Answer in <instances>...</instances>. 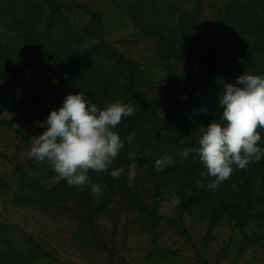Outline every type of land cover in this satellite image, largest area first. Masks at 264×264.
Listing matches in <instances>:
<instances>
[{
	"label": "rangeland",
	"instance_id": "obj_1",
	"mask_svg": "<svg viewBox=\"0 0 264 264\" xmlns=\"http://www.w3.org/2000/svg\"><path fill=\"white\" fill-rule=\"evenodd\" d=\"M190 18L206 54H185ZM231 32L246 35L242 45L261 44L264 0H0V264H264V174L231 183L223 193L232 207L215 214L208 204H181L173 183L156 190L167 172H153L140 156L131 187L142 206L91 192L90 216L71 200L77 187L28 155L31 137L45 130L37 123L68 94L101 96L90 102L101 109L127 103L128 63L180 152L205 127H190L198 109L185 91L212 79V57L231 50ZM229 59L219 78L235 83L242 74ZM128 166L115 167L128 174ZM103 174L89 172L102 190Z\"/></svg>",
	"mask_w": 264,
	"mask_h": 264
},
{
	"label": "clouds",
	"instance_id": "obj_2",
	"mask_svg": "<svg viewBox=\"0 0 264 264\" xmlns=\"http://www.w3.org/2000/svg\"><path fill=\"white\" fill-rule=\"evenodd\" d=\"M218 100L226 126L212 120L200 128L199 147L182 152L185 158L198 152L207 169L205 175L214 178L207 185L210 189L227 181L235 168L245 169L250 163L264 159L257 131L264 129V76L244 72L235 83H225ZM135 114L136 108L131 103L115 101L101 109L86 100L82 92L68 94L58 111H51L46 121L37 123L45 130L31 137L28 155L38 162L47 160L58 181L80 190L90 185L92 194L99 197L103 195L102 186L92 183L89 172H109L113 179H120L125 169L115 164L124 141L115 129ZM133 139L134 134L129 135L128 144ZM128 155L133 161L127 169L132 186L137 175V152ZM172 163L168 156L157 159L156 171ZM174 202L178 204L179 200L174 198Z\"/></svg>",
	"mask_w": 264,
	"mask_h": 264
},
{
	"label": "trees",
	"instance_id": "obj_3",
	"mask_svg": "<svg viewBox=\"0 0 264 264\" xmlns=\"http://www.w3.org/2000/svg\"><path fill=\"white\" fill-rule=\"evenodd\" d=\"M239 21L241 22L242 20L239 19ZM230 23L231 19H229V24ZM182 27L185 33L183 34L181 42L186 46L184 49L185 54L188 55V57L206 54V51L201 50L199 47L205 38L204 34L199 33V22L190 18L183 23ZM41 33L44 34H40L44 41L51 39V35L45 33L43 29ZM244 36L246 35L234 32L228 34L227 39L228 42H231L232 48L228 52L219 51L212 57L213 61L217 63L213 70L214 74L212 79H209V82L201 86L199 90L187 88L185 91V94L195 103L198 109L195 111L196 116L190 121V127L192 123L197 124L198 122L206 127L214 119L218 123L226 126L227 122L221 119L223 109L219 107L218 100L219 95L223 94L224 85L226 83L219 78V66L221 62H225L223 61L224 55H229L231 57V59L226 62L232 65L231 67L234 69L237 67V70H239L238 72L241 74L247 72L264 76V37L260 35V42H262L261 44L263 45L259 44L257 40H254L252 44L242 45V42L245 41L243 39ZM253 38L252 36L250 39L253 40ZM236 41L238 43H236ZM214 42H216V45L221 42L219 36L214 37ZM88 71L89 68L85 70L86 73ZM125 73L126 77L124 80L127 82L128 86L126 95L132 93V97L129 99L127 98L126 101L135 106L136 114L125 119L120 124L122 126H117L115 129L119 133L121 140L124 141V148L120 151L115 166H128L132 164L133 161L129 159L128 154L130 152H137L135 163H139L140 159L143 157L142 159H145L144 164H147L153 172H157L156 160L168 156L173 163L163 168L162 171H166L167 174H164L160 183H155V185L157 184L155 186L156 190H159L160 186H169L173 183L176 190H179L181 204H208L215 214H221L232 207V203L230 204L228 202L223 193V190L229 191L231 183L243 181L249 184L252 183L258 175L264 174V159H262L258 163H250L245 169L235 168L233 174L227 181L221 183L216 189L208 188L207 185L211 183L214 178L205 175L207 169L200 161L198 152L190 153L187 158L182 155L184 149H191L193 147L198 148V140L194 137H189L188 140L180 146V152L175 149V147H172L169 143V138L163 135L164 118L154 110L153 104L148 102L145 94L141 90L142 86L138 78L137 68L135 65L128 63ZM100 97L101 96L98 95H92L86 98V100L97 103ZM61 100H63V98H61ZM195 127L197 126L195 125ZM257 131L261 136L258 147L264 148V129L258 128ZM132 134H134V139L131 144H128L127 137ZM103 180L104 194L119 196L123 200H126L133 209L139 206L141 207L145 202V199H142V195L138 192L140 190L133 191L132 187L129 185L128 174H122L118 180L113 179L110 174H103ZM188 180H190L189 185L186 184ZM194 180L196 183H193ZM56 188H58V186ZM90 194L91 187L84 188L83 190L79 189L73 192L71 200L74 203L78 201L85 212L93 216ZM79 198H81L80 201Z\"/></svg>",
	"mask_w": 264,
	"mask_h": 264
}]
</instances>
